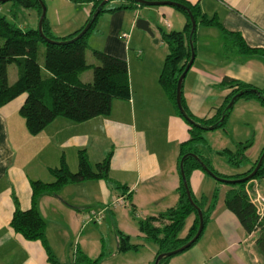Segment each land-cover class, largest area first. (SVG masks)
Returning a JSON list of instances; mask_svg holds the SVG:
<instances>
[{
  "label": "crops",
  "instance_id": "crops-1",
  "mask_svg": "<svg viewBox=\"0 0 264 264\" xmlns=\"http://www.w3.org/2000/svg\"><path fill=\"white\" fill-rule=\"evenodd\" d=\"M63 1L67 10H72L71 14L46 18L55 38L67 37L83 27L92 7L91 4ZM185 1L198 5L207 17H217L225 30L239 33L250 48L264 54V0ZM160 7H169L155 10L162 25L170 31H182L186 23L183 14H177L180 12L170 6ZM150 13L147 10L141 15L139 7L107 12L101 18V26L97 29L96 24L91 32L102 42L95 49L89 46L90 51L102 50L125 60L128 66L130 98L127 101L114 100L109 115L81 123L59 117L33 136L27 132L19 114L25 95L0 109V264H48L40 242L27 241L11 229L9 224L15 202L20 210H28L31 205L30 181L51 183L53 178L49 169L58 167L62 159L69 170L75 172L80 150L87 153L91 165L111 153L108 179L69 184L55 195L47 194L40 200L38 210L46 223V239L53 253L57 244L63 249L70 238L79 235V221L83 226L95 224L104 220L105 213L124 207L125 204L114 205L120 196L133 206L138 219L156 216L176 205L181 181L177 164L179 145L189 139V126L176 114L158 83L166 54H129L128 48L135 33V22L141 18L149 22L154 36L146 34L153 43L162 44L167 50ZM31 17L32 24L25 30L35 29L32 26L37 25L40 16L36 11ZM123 33L128 37L124 39ZM135 38L145 40L142 34H136ZM194 53L193 64L182 83L181 96L195 118H209L232 92L233 89L218 86L225 77L256 89L264 88V55L245 56L234 50L227 51L218 29L197 23ZM91 64H95V60ZM81 80L91 81L83 80L82 75ZM235 106L239 112L249 110L260 114L258 116L264 120L263 106L255 100L240 99ZM252 164L245 171L226 177L241 175ZM206 176L202 170L190 173L189 187L197 199L209 196L199 189ZM250 184L251 193L257 192L264 197L262 183L252 180L247 189ZM229 188L226 184L224 195L216 201L200 237H206L200 249L183 262L173 263L172 258L168 264H263L255 249L258 231L245 233L237 218L225 207L224 199ZM91 213L103 218L86 222L85 217ZM188 219L191 225L193 217ZM85 229L87 226L83 231ZM151 253L154 257L156 247Z\"/></svg>",
  "mask_w": 264,
  "mask_h": 264
},
{
  "label": "trees",
  "instance_id": "trees-1",
  "mask_svg": "<svg viewBox=\"0 0 264 264\" xmlns=\"http://www.w3.org/2000/svg\"><path fill=\"white\" fill-rule=\"evenodd\" d=\"M9 1L12 2L14 9H34L39 16L41 14V6L38 0ZM71 1L91 4L89 18L84 26L73 34L64 38H55L50 33L45 17L42 23V32L49 41L42 39L37 29H20L10 23L5 16L0 15V109L17 97L25 95V101L19 110V114L24 119L27 132L33 136L42 132L47 125L59 117L81 123L92 118L107 116L111 111V105L114 100L127 101L130 98L127 62L102 51L91 50L95 64H87L88 37L95 28L98 17L102 14L144 6L138 5L132 0H110L118 2L117 5L111 8L102 7L94 18L93 15L103 0ZM167 1L187 7L196 23L201 26L218 29L223 37L224 47L227 51L234 50L236 53L245 56L263 53L260 50L250 48L239 33L225 30L217 17H207L200 11L198 5H192L185 0ZM172 8L183 14L186 23L182 31L165 32L159 29L160 39L167 48V54L158 77V83L174 107L176 114L182 118L175 102L176 85L191 56L188 42L191 23L189 15L184 9L179 7ZM88 24V29L80 35ZM194 36L195 33L191 36L193 50ZM41 43L45 47L44 74L41 72V65L37 60L38 48ZM9 65H14L17 72V79L12 84H8L7 68ZM88 70L92 71V79L90 82H83L81 75ZM218 86L233 90L209 118L199 119L192 116L181 96L183 110L197 126L189 125L182 118L189 126V139L182 142L179 146L178 169L181 158L191 153L196 155L217 177H222L225 180L230 178L239 180L247 177L254 170L260 156L264 152V148L247 172L232 177H223L210 168V165L201 156V152H198L194 144L204 141L202 132L208 131L210 127L219 129L225 126L227 117L232 109L226 110V107L237 94L242 93L235 102L240 99L255 100L264 107V88L256 89L246 83L226 77L220 81ZM250 146V143H238L234 152L223 150L219 154L223 155L229 164L239 165L246 160L245 151ZM110 158L111 153H108L101 162L91 165L87 153L84 150H80L77 153L78 167L75 172H71L64 159H62L58 167L49 169V174L53 178L51 183L30 181L31 205L28 210H20L15 202L16 207L9 224L11 229L27 241L40 242L47 255L48 264H98V259L91 260L78 251L74 253V261L72 263L60 262L47 243L46 223L39 213L38 205L45 195H55L61 188L69 184L89 180H107ZM194 170H202V168L198 161L188 156L183 161V171L188 189V179L190 173ZM252 180H257L264 185V159L252 179L245 182H224L230 186L226 192L224 204L226 209L237 218L245 233L251 234L258 231L255 249L257 254L262 257L264 264V216H259L256 207L251 203L245 190L247 184ZM248 186V189H246L250 191L252 184ZM216 192L217 190H215L209 200L205 196L197 199L190 191L193 203L202 212L204 228L215 208ZM177 194L178 201L175 206L156 216L138 220V232L141 239L143 242L151 243L156 247L154 260L160 254L177 250L189 242L197 232L199 226L198 214L187 199L182 180L177 189ZM131 215L135 216L133 206H131ZM190 216L193 217L192 223L185 237L180 238L178 235ZM139 247V245L130 243L129 236L122 232L118 233V252L137 251ZM173 257H164L159 264H168Z\"/></svg>",
  "mask_w": 264,
  "mask_h": 264
},
{
  "label": "rangeland",
  "instance_id": "rangeland-1",
  "mask_svg": "<svg viewBox=\"0 0 264 264\" xmlns=\"http://www.w3.org/2000/svg\"><path fill=\"white\" fill-rule=\"evenodd\" d=\"M42 1L46 9V18H49L51 15H59L61 17L64 13L70 15L72 12V10H67L68 7L66 6L65 1L63 0ZM117 3L118 2L116 1H109L105 4V7L111 8L116 6ZM139 8L141 15L147 10L151 11L149 16H151V19H154V23H156L157 27L160 30L170 31L168 28H165L162 25L163 23L160 17L158 18L157 14L155 13V10H158L159 8L169 9V7ZM35 14V10H25L21 8L14 9L12 2L0 4V15L5 16L10 23L16 25V27L21 29H27L26 26L32 24L33 20L31 16H34ZM102 16L104 15L102 14L101 17H98L97 19V29L101 26V22L103 23L101 19ZM158 21H160V23ZM37 26L38 23L37 25H33L32 27H35V29H37ZM133 32H135L133 34V39L129 40V54H136V52H140L141 54H167V50L165 49V47H163L162 44H154L153 40L143 31L134 28ZM126 33L128 34L129 32ZM136 34L144 35L145 40H142L141 38H135ZM88 41V45L90 46V48L94 47L93 49H95V47H100L102 42L101 38L98 37V35H95L94 33L90 35ZM44 56L45 47L44 44L41 43L39 44L38 48L37 60L38 63L41 65V72L43 74L45 72L43 69ZM86 61L88 64L94 63L90 50H87ZM7 72L8 84L14 83L17 79V72L15 66L9 65L7 68ZM82 79L91 80L92 71L88 70L84 72L82 74ZM237 108L238 106L234 107L233 105L224 127L212 131L202 132V138L204 139V141H200L194 144L196 145L198 152H201V156H203L208 162L210 168L223 177H226L229 174H239L240 171H245L246 169H248L250 164L254 163L255 160L258 159L264 148V120L258 116L260 114L254 113L249 110L239 112ZM262 110L264 112V107L262 108ZM238 143H250L251 146L245 151V156H247L248 160L243 161L239 165H231L228 163L227 159L223 155L219 154V152L223 150H229L231 152H234ZM68 156L69 154H67V157ZM205 180L206 181L200 184L199 189L200 192H206V195H209L206 196L209 200L212 198L215 190H217L216 201L224 195V187L226 186V183L219 182L215 178L208 175L206 176ZM226 180L233 181L235 179L230 178ZM130 212L131 205L128 201L125 200L124 207L116 211L112 210L109 213H105L104 220H101L98 223H86L85 226H83L82 221H79V235L76 238H70L68 245L63 247V249L58 248L57 244L56 250L54 251L55 254L53 252L52 253L60 262L63 263H72L74 261V253L78 251L86 255L91 260L98 259V264H153L154 257L151 256V251L155 250V246L151 243H144L142 241L138 232L139 219L136 215L133 217ZM86 226L87 229L83 231ZM189 226L190 219H187L184 228L178 235L180 238L185 237ZM125 231H129V233H126ZM119 232H122L123 234L129 236L130 243L139 245V249L137 251L130 250L126 252H118L117 236ZM205 240L206 237L205 235H203L202 239L199 238L194 246L190 247L181 254L174 256V261L172 262H180L182 260H185L186 258H189L200 249L202 243Z\"/></svg>",
  "mask_w": 264,
  "mask_h": 264
},
{
  "label": "water",
  "instance_id": "water-1",
  "mask_svg": "<svg viewBox=\"0 0 264 264\" xmlns=\"http://www.w3.org/2000/svg\"><path fill=\"white\" fill-rule=\"evenodd\" d=\"M9 0H0V3H6L8 2ZM110 0H103L101 2V4L99 5V7L97 8L95 14L93 15V17L95 18L98 14V12L100 11V9L102 7L105 6V4L107 2H109ZM133 2H135L136 4L140 5V6H144V7H160V6H170V7H179V8H182L184 9L188 15H189V19H190V23H191V30H190V35H189V39H188V42H189V46H190V52H191V56H190V59L188 61V63L186 64L185 68H184V71L182 72V74L179 76L178 80H177V85H176V97H175V102H176V107H177V110L178 112L180 113V115L182 116V118L189 124V125H192V126H197L196 123L191 120L185 113V111L183 110V107H182V103H181V88H182V83H183V80L185 78V75L187 73V71L190 69V67L192 66L193 64V61H194V58H195V53H194V50H193V47H192V41H191V36L195 33L196 31V27H197V23L196 21L194 20L193 16L191 15V12L190 10L185 7L184 5H181L179 3H175V2H171V1H147V0H132ZM40 6H41V14H40V17H39V21H38V26H37V31L40 35V37L46 41H49V39H47L44 35H43V32H42V23L45 19V16H46V9H45V6L43 4V2L41 0H38ZM89 27V24L84 28V30L81 32L80 35H82ZM135 28L138 29V30H141L145 33H147L150 37H153V33L149 27V22L146 21V20H143V19H137L136 22H135ZM255 93H257L256 90H254ZM242 93H239L237 94L235 97H233V99L231 100V102L227 105L226 107V110H229L233 107L234 105V102L235 100L241 95ZM215 128L214 127H210L208 130H214ZM192 157L194 158L196 161L199 162L202 170L208 175V176H211L213 178H215L216 180H218L219 182H226V183H235V182H245L247 180H250L254 177L256 171L259 169L263 159H264V152L262 153V155L260 156L257 164H256V167L254 168V170L245 178H242V179H239V180H225V179H222L220 177H217L216 175H214V173L209 170L203 162H201V160L194 154H187L185 156H183L181 158V161L179 163V172H180V177H181V180H182V184H183V187L185 189V193H186V196H187V199L188 201L190 202L191 205L194 206L197 214H198V218H199V226H198V229H197V232L196 234L194 235V237L189 241L187 242L186 244H184L183 246H181L180 248H178L177 250H174L172 252H169V253H164V254H160L157 256V258L154 260V263L153 264H159L160 260L163 259L164 257H171V256H175L177 254H180L184 251H186L187 249H189L201 236L202 232H203V228H204V221H203V215H202V212L201 210L193 203L192 201V198H191V194H190V191L188 189V185H187V181H186V178H185V175H184V171H183V161L188 157Z\"/></svg>",
  "mask_w": 264,
  "mask_h": 264
},
{
  "label": "built area",
  "instance_id": "built-area-1",
  "mask_svg": "<svg viewBox=\"0 0 264 264\" xmlns=\"http://www.w3.org/2000/svg\"><path fill=\"white\" fill-rule=\"evenodd\" d=\"M164 23L167 27H169V24L166 23V21H164ZM122 37L125 39L128 36H127V34L123 33ZM246 192H247V195H248L251 203L256 207V211L259 214V216L263 217L264 216V197L259 195L257 192L251 193V191H249L247 189H246ZM124 200H125L124 197L120 196V198L118 197V199L115 200L114 205L115 206H123L125 204ZM102 218H103L102 215L94 214V213H91L85 217L86 222H90L93 220L99 221Z\"/></svg>",
  "mask_w": 264,
  "mask_h": 264
}]
</instances>
